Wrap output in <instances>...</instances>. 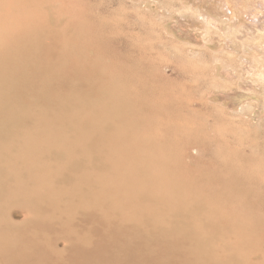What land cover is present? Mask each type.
Listing matches in <instances>:
<instances>
[{"label":"rangeland","instance_id":"374dc122","mask_svg":"<svg viewBox=\"0 0 264 264\" xmlns=\"http://www.w3.org/2000/svg\"><path fill=\"white\" fill-rule=\"evenodd\" d=\"M71 4L65 10L73 28L61 33L58 52L75 64L67 87H53L49 94L41 80H25L24 104L61 113L43 120L50 131L86 137L89 153L80 152L77 161H68L62 147L42 157L47 167L64 166L52 175L54 191L68 192L70 184L87 178L88 201L103 200L91 203L90 232L83 210L66 218V194L63 200L47 195L41 204L34 194L8 201L0 220L24 233L33 221L39 235L29 234L36 244L50 259L63 255L64 264L87 258L90 264H119L124 255L138 260L171 247L179 251L177 264H264V121L257 123L262 109L253 104L237 113L239 105L223 100L224 90H236L251 75L212 72L211 42L202 37L215 39L218 31L206 35L191 21L192 8H213L216 0ZM237 41L232 48L238 66ZM33 121L23 120L19 130L32 129ZM9 126L0 129L4 142L13 140ZM78 236L92 243L79 245ZM19 239L17 257L38 264L37 246ZM0 264H6L1 252Z\"/></svg>","mask_w":264,"mask_h":264},{"label":"bare ground","instance_id":"6f19581e","mask_svg":"<svg viewBox=\"0 0 264 264\" xmlns=\"http://www.w3.org/2000/svg\"><path fill=\"white\" fill-rule=\"evenodd\" d=\"M65 5L73 7L71 0H0V129L4 128L5 124L10 125L8 131L13 138L10 142L0 140V210L5 207L6 202L26 201L32 194L36 196L38 203L47 195L63 200V195L66 194L69 200L62 208L66 218L71 219L83 210L88 220L86 230L90 232L89 208L92 202L101 205L103 198L96 197L88 201L84 195V186L86 184L90 186L91 183L86 180L87 178L70 184L68 192L63 193L62 188L60 191H54L52 175L64 171V166L47 167L42 162L44 154L50 153L53 147H62L68 161H77L81 153H89L85 135L70 139L50 131L45 128L43 120L48 115L52 119L58 118L61 113L39 110V104H31L33 106L24 104L26 87L22 83L25 80L29 83L41 80L49 94L53 87L59 85L67 87V73L75 64L73 60L58 55L59 51H63L59 44L62 39L61 33L73 28ZM190 11L195 18L191 21L202 26L205 29L204 34H209L211 30L218 31L217 37L215 39L210 37L208 41L207 37L202 35L204 36L202 42L205 44L211 42L212 60L216 65L212 72L233 74L241 70L251 75V79L240 81L237 91L224 90L226 92L221 95L223 100L230 102L231 105H239L237 113L241 112L242 107L258 104L262 114L257 123L264 121V0H216V7H205L201 11L192 8ZM225 19L230 21L227 30L222 28ZM233 40H238L242 47V53L238 54V66L233 63L236 61H233L235 58ZM188 49L190 48H187V51ZM193 51L194 49L192 54ZM195 52L197 53L196 50ZM218 64L221 66L220 71ZM55 81H59V84L56 85ZM29 119L34 120L32 129L19 130V124ZM11 125H18V128ZM19 159L23 164L18 162ZM29 210L36 216L34 208ZM26 228L27 233L11 230L0 220V252L6 264H25L24 260L17 257V253L21 252L19 238L37 246L35 258L38 264L65 263L62 260L63 255L54 254L55 258L50 259L44 246L36 244V236L29 234L34 232L39 235V228L33 221L29 222ZM76 243L87 247L92 242L89 236H86L85 242L78 236ZM177 252L178 249L174 247L149 251L138 260L135 259L136 256L124 255L119 264H177L175 260ZM234 254L243 261L245 257L243 251L237 250ZM253 257L256 258L258 255ZM67 258H71V255L69 254ZM87 261L88 258L83 260L82 264H90ZM180 263L185 264L183 261Z\"/></svg>","mask_w":264,"mask_h":264},{"label":"crops","instance_id":"0c3cea01","mask_svg":"<svg viewBox=\"0 0 264 264\" xmlns=\"http://www.w3.org/2000/svg\"><path fill=\"white\" fill-rule=\"evenodd\" d=\"M241 82H242V80H241ZM239 86H240V84H239ZM237 91V90H236Z\"/></svg>","mask_w":264,"mask_h":264}]
</instances>
